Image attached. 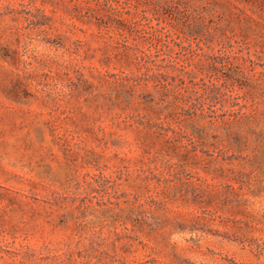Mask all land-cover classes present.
<instances>
[{
  "label": "rangeland",
  "instance_id": "374dc122",
  "mask_svg": "<svg viewBox=\"0 0 264 264\" xmlns=\"http://www.w3.org/2000/svg\"><path fill=\"white\" fill-rule=\"evenodd\" d=\"M0 264H264V0H0Z\"/></svg>",
  "mask_w": 264,
  "mask_h": 264
}]
</instances>
